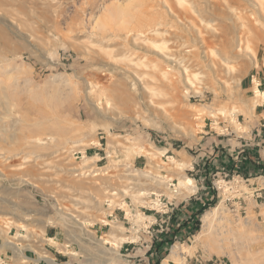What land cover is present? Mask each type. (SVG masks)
Wrapping results in <instances>:
<instances>
[{
  "label": "rangeland",
  "instance_id": "1",
  "mask_svg": "<svg viewBox=\"0 0 264 264\" xmlns=\"http://www.w3.org/2000/svg\"><path fill=\"white\" fill-rule=\"evenodd\" d=\"M177 1L0 0V246L18 245L0 248L4 264H28V252H55L69 264H264V172L253 167L264 154V100L249 108L251 77L264 91V43L252 37V52L227 58L228 70L211 68L195 32L161 18L164 6L188 10L198 23L192 6L223 11L234 0ZM262 1L239 8L264 28ZM149 25L166 30L161 39L176 57L202 62L190 85L180 82L179 104L164 87L151 108L138 98L141 85L133 89L140 75L151 80L143 65L154 55L134 35ZM210 42L219 62L225 47ZM117 84L127 107L102 89ZM179 108L188 114L179 117ZM209 124L228 135L204 136ZM184 178L194 189L179 186ZM154 196L171 204L166 215L155 212ZM108 201L118 210L104 226L115 209L106 210ZM214 207L205 229L202 216ZM114 225L126 243L110 237Z\"/></svg>",
  "mask_w": 264,
  "mask_h": 264
},
{
  "label": "bare ground",
  "instance_id": "2",
  "mask_svg": "<svg viewBox=\"0 0 264 264\" xmlns=\"http://www.w3.org/2000/svg\"><path fill=\"white\" fill-rule=\"evenodd\" d=\"M242 1H245V3L241 4L240 0L239 1L234 0V5L226 6L225 10H223V11L221 9H219L220 7L216 3L210 4V6L206 9L205 8L198 9V8H195L192 6L190 8L191 12H192V14H194L196 19L198 20V23H194L192 21L191 13L188 10L179 11V10H176L175 8L165 4L166 5V6H164L165 13L162 14L163 17H161V18L162 19L163 18L164 19L169 18V20L172 18L176 24L182 26L186 30H190V28H191V30H193L195 32V35H194V38L192 39V41L194 42V44L199 45L198 49L200 50L201 55L205 59H207L209 66L211 68H215L214 66L217 64V68L219 70H226V69L228 70L229 68L227 67V65H229V64H228L227 58L232 59L234 57H237L240 53H242L244 50H247V49H248L247 51L249 52V50L251 49L249 46V43L252 41L251 40L252 37H254L256 40H261L262 44L264 43V28L260 27L261 26L260 25L261 20L259 18L257 19L256 17L255 18L253 17V19L250 16H249L250 19L247 17H243L244 15H242L241 9L239 8V7H244V9H246V8L247 9L248 8L256 9L258 7L261 8L263 1L262 0H242ZM152 2H154V1H152ZM177 2H184V0H178ZM189 4H190V2H189ZM220 10H221V12H220ZM245 12H247V10H245ZM250 12L251 11H249V13ZM159 26L149 25V27H146V29H144V28L140 29V30L137 29L135 34L133 31V34L135 35V39H138V40L141 39L142 40L141 44L144 42L142 45L136 46V47L140 48L142 51H144L146 53H149L151 56L152 55L155 56V57L153 56L154 58L149 57V59H147L149 61V63L146 62L147 64L143 65L145 67L150 68L151 73L149 75H147V74L146 75L149 76V78L151 80L143 81L139 78L141 76L140 75L139 77H137V80H135L133 85H132L134 90H136L137 85H141V88L143 89V94L140 97L138 96V98H140L141 100L148 99L147 104L151 108L153 105H155V106L157 105L155 102L156 100L153 101L155 99L154 97L160 96L161 90H162V92H164L163 91L164 87L166 88V90L169 91V93L171 92L170 94L173 95L172 96L173 101L176 102L177 104H179V102H180L179 97H181V96H178L179 95L178 87H179L180 82L185 83V85H190L191 84V82H190L191 77L193 76L192 75L193 74L192 68L195 66H197V67L203 66V65H201L202 62H200V63L197 62L195 65H193V64L188 63L183 58L184 56L179 57V58L176 57L172 51L173 49L169 48L167 46L168 41L165 39L164 40L161 39V37H163L166 34V30L159 29L160 28ZM220 28H222V29H220ZM232 29L234 30L233 32L231 31ZM131 37H132V35H131ZM157 38H160V40H158ZM210 39H211V41H216V40L220 41L222 43V45L225 47L223 53L219 55L220 58L218 61L220 63L216 62L214 57H213L215 55L214 50H212L208 47V44L211 43ZM188 47H187V49H188ZM187 49H182L179 51H180V53L181 52L189 53L190 51ZM198 49H197V52H198ZM207 49H209L211 51L209 52ZM250 52H252V49L250 50ZM192 53H193V51H192ZM244 54L247 55V53H245V52H244ZM249 55H250V53H249ZM254 56L255 55L251 54V58L253 59V61L255 60ZM147 57H148V55H147ZM195 57H199V55L194 52V58ZM142 58L143 57H140L139 60H141ZM206 66H207V64H206ZM175 70H177V73H175ZM258 84H259V81L257 79H253V83H252V87H251V92L253 95V98H252L253 101L251 102V106L249 107L251 109V111L254 110V107L256 104H258L257 106H259L260 103H258V102H260V101L262 102L264 100V91H259ZM120 86H121L120 84H117V85H114V88L110 89L109 86H108L109 87L108 88V87H106V85H102V89H105L108 92L111 90L114 94L113 98H115V101H116V102L115 101L114 102L119 103L120 105L127 107L129 100L122 96L123 92H125V91ZM102 89H101V91H102ZM101 93H99V94H101ZM135 93H137V91ZM103 94H105V92ZM103 94H101V96ZM184 94L187 95L186 92L183 93V95ZM102 97H105V96L103 95ZM132 97L135 99L136 95L134 94V96L132 95ZM112 99H108L107 102L109 100H112ZM185 99H186V97H185ZM130 103H131V99H130ZM155 106H153V107H155ZM177 110H178V112H180L179 115L177 114L179 117H181L180 116L181 114L185 115V116L188 114L186 112V110H184V108L183 109L179 108ZM165 116H167V118L169 117L168 115H165ZM182 118H184V117H182ZM231 120H233V119H231ZM168 158H169V160H171L170 161L171 163L176 164L177 170L180 171L183 169L184 165L182 163L176 162L172 157H168ZM83 159H85V156L83 157ZM179 186L185 190L194 189L193 180L191 178L181 179L179 181ZM143 194H144L143 192L140 193V195H142V196H143ZM120 207L124 209L127 216L130 215V212L127 211L125 205L124 206L120 205ZM217 210H218V208L214 207V209L212 211L210 210V212H208V213L204 214V216H202L203 217L202 218L203 228L207 229V227L210 225L209 224L210 220L212 221V218H210V215H214ZM134 217L138 222L145 220L144 217H142L138 214L135 215ZM146 218H148V217H146ZM103 223L106 225H109V223H111V221L106 220V221H103ZM18 228L23 229L24 226L22 225V226H19ZM111 228H112L111 233H110L111 238L117 239V241L120 244L126 243L128 241L127 238L120 237V236L116 235V234L122 232V229L120 226L114 225ZM202 230H204V229H202ZM204 231H206V230H204ZM200 234H202V233H200ZM203 234H204V232H203ZM50 241L54 242L52 239H50ZM108 243H110L108 241V239H104L102 242L103 245H106ZM53 244H55V243H53ZM12 246H15L18 248V245H13V243L9 240V241H5V244L3 246L1 245L0 248L1 249L4 248L6 250H9V248H11ZM173 248H175V246ZM44 259H46V261H48L50 264L52 262H54V260L52 258H49L46 256L44 257ZM0 264H4V262L1 258H0Z\"/></svg>",
  "mask_w": 264,
  "mask_h": 264
},
{
  "label": "crops",
  "instance_id": "3",
  "mask_svg": "<svg viewBox=\"0 0 264 264\" xmlns=\"http://www.w3.org/2000/svg\"><path fill=\"white\" fill-rule=\"evenodd\" d=\"M261 109H264V108H261ZM264 111H262L261 113H263ZM221 126V125H220ZM222 126H225L224 124L222 125ZM264 127V126H263ZM228 134H218L217 133V131L215 130V129H213L212 128V124H209V130L207 131V132H205V135L204 136H211V137H215V136H217V137H226ZM239 137H236V139L237 140H239L238 139ZM262 157V158H261ZM259 156V157H257V159H258V161H255V165H253V167L255 168V170H261L262 171V173L264 172V154H262V156ZM247 169V170H246ZM224 170L226 171V168H224ZM243 170H246V171H249V172H251V168H249V167H247L246 166V168H244ZM249 172H247V173H249ZM248 175V174H247ZM46 227H52V226H46ZM53 238L55 239V236H53ZM52 238V239H53ZM33 252V251H32ZM53 255H54V262H52L51 264H69V262H70V258L67 260V261H65V262H59L58 263V260H57V257H56V254H55V252H53L52 253ZM58 255H60V253H58ZM125 256H127V257H129V255L127 254V255H125ZM65 257V256H64ZM24 258H25V261L26 262H28V264H50L48 261H46L45 259H42V258H40V259H38L37 258V256L34 254V252L33 253H31V252H28V254H26V253H24ZM73 264V263H72ZM126 264H130V260H127L126 261Z\"/></svg>",
  "mask_w": 264,
  "mask_h": 264
},
{
  "label": "built area",
  "instance_id": "4",
  "mask_svg": "<svg viewBox=\"0 0 264 264\" xmlns=\"http://www.w3.org/2000/svg\"><path fill=\"white\" fill-rule=\"evenodd\" d=\"M253 77H251V83H253ZM261 87V84L259 83V85H258V88H260ZM260 106H263V105H260ZM259 106V107H260ZM222 127H224V126H222ZM225 132V134L226 133H228L229 132V129L228 128H226V129H224V131L222 132V134ZM168 187L170 188V190H172L173 191V194H175L176 192V186H175V184L174 183H170L169 185H168ZM154 200H156V203H154L156 206H157V208H158V210L157 211H155V212H157L158 214H160V215H166V213H168V211H169V206L171 205L170 203H169V201L167 200V199H164V198H162L161 196H159L158 197V199L157 198H155V196H154ZM105 206H106V210L109 212L110 210H111V208L112 207H115V209H112L111 211V213H108L107 214V218H111V222H112V220L114 219V217H113V214H114V211L115 210H118V208H117V206H113L112 204H111V202L110 201H108V202H106L105 203ZM122 211V210H121ZM125 215V214H124ZM123 219H125L124 217H123ZM104 226H106V224L104 225ZM109 226V225H108Z\"/></svg>",
  "mask_w": 264,
  "mask_h": 264
}]
</instances>
